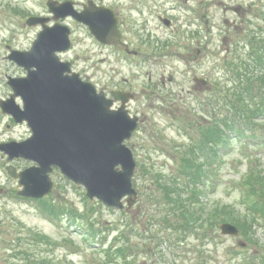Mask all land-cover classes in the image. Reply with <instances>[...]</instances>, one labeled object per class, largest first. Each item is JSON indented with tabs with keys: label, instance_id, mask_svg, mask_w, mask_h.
<instances>
[{
	"label": "rangeland",
	"instance_id": "1",
	"mask_svg": "<svg viewBox=\"0 0 264 264\" xmlns=\"http://www.w3.org/2000/svg\"><path fill=\"white\" fill-rule=\"evenodd\" d=\"M48 2L0 0V100L12 93L9 76L26 75L8 56L14 49H31L41 27L29 24L28 20L51 18ZM235 2L206 0L207 50L201 53L139 51L142 56L123 55L98 43L86 26L70 20L63 22L74 32L73 46L60 54L62 60L72 62L73 70L99 90L109 92L122 87L136 93L137 100L128 108L139 117V126L127 144L137 161L134 185L139 197L129 208L110 209L98 200L86 198L83 186L75 185L55 169L52 174L55 188L51 194L40 200L23 198L18 194L21 189L18 179L7 167L13 165L22 171L35 163L23 158L8 161L7 155L0 151V264H106V250L116 252L120 246L126 247L127 254L113 257L125 264H264V214L260 212L264 206V116L255 117L258 131L253 138L231 139L215 160L211 156L204 158L207 166L213 161L214 170L197 199L185 193L187 186L181 170L185 153L201 145V129L212 127L210 113H229L223 106L210 109L206 104L214 95L222 101L226 97L227 91L220 90L218 80L226 81L228 77L227 61L240 62L251 55L250 38L233 41L219 34V27L226 28L223 20L234 17L226 4ZM254 21L260 22L256 24L259 30L255 28V35L263 37V21ZM258 41L264 45L260 38L254 42L256 46ZM194 57L203 62L195 70ZM195 74L207 80L202 87H197ZM258 100L257 93L255 102ZM17 101L21 103L20 99ZM29 135L25 124L15 125L0 108V143L23 141ZM202 156L199 153L201 160ZM253 170L261 176L260 184L254 182ZM245 191L249 193L247 196ZM256 193L263 198L253 195ZM177 196L185 200L190 222L177 213V204L173 207L170 199ZM192 200L195 206H190ZM218 208L217 215L206 218ZM245 218L252 224L242 229L235 221ZM224 222L238 226L240 234H222L220 227ZM88 228L91 235L85 238Z\"/></svg>",
	"mask_w": 264,
	"mask_h": 264
},
{
	"label": "water",
	"instance_id": "2",
	"mask_svg": "<svg viewBox=\"0 0 264 264\" xmlns=\"http://www.w3.org/2000/svg\"><path fill=\"white\" fill-rule=\"evenodd\" d=\"M48 7L56 20L73 16L87 24L101 42L122 47L117 24L108 20L103 8L94 9L90 4L78 12L72 1L56 0H49ZM47 20L29 18V24L42 23L43 29L29 51L12 50L8 56L26 70L27 76H9L14 93L0 101L3 112L17 122L26 121L32 132L26 140L0 144L8 161L24 158L36 163L20 172L8 166L10 174L19 179V195L40 199L50 194L54 189L51 174L58 168L83 186L90 199L124 209V198H128L132 206L138 196L133 185L137 163L126 141L137 129L139 117L130 114L128 98L119 93L122 106L113 109V99L83 80L72 70L71 62L61 59L59 53L71 48L70 28L60 23L49 26ZM17 97H21L23 107ZM221 230L223 234L239 233L238 227L228 222Z\"/></svg>",
	"mask_w": 264,
	"mask_h": 264
},
{
	"label": "flooded vegetation",
	"instance_id": "3",
	"mask_svg": "<svg viewBox=\"0 0 264 264\" xmlns=\"http://www.w3.org/2000/svg\"><path fill=\"white\" fill-rule=\"evenodd\" d=\"M89 2L94 9L103 8L108 13V20L111 23L115 21L117 24L121 49L114 44L102 43L93 36L98 43L113 51H119L123 55L142 56L139 51H198L201 53L207 50V24L209 21L206 0H87V2L75 3L77 8L82 10L83 5ZM219 2H223V0H219ZM262 2V0L259 2L236 0L234 4H226L234 17L231 20L229 18L223 20L226 28L219 27L220 36L233 41L238 38H263L255 35L256 31H254L255 28L259 30L257 26L260 24L254 20L263 21L261 19L264 14ZM51 20L53 19L49 18L47 23L55 24V22L50 23ZM66 20H70L78 26H86L73 18L64 19V21ZM262 24L264 25V21ZM38 26L42 28V26ZM86 27L88 28V26ZM163 29L164 31H161ZM201 62V58L194 57L192 69L195 70L196 66L200 67L203 64ZM194 79L198 83L197 87L203 86V77L195 74ZM170 80H172V75H170ZM162 82L165 83L164 77ZM105 93L114 100L115 108L121 104V101L116 100L118 93L122 97L128 98V105L137 100L135 91L128 88H114L109 92L105 91ZM191 94H194V91ZM12 121L15 123L13 119ZM23 124L28 127L26 122ZM15 125L17 124L15 123ZM28 129L30 130L29 127Z\"/></svg>",
	"mask_w": 264,
	"mask_h": 264
},
{
	"label": "trees",
	"instance_id": "4",
	"mask_svg": "<svg viewBox=\"0 0 264 264\" xmlns=\"http://www.w3.org/2000/svg\"><path fill=\"white\" fill-rule=\"evenodd\" d=\"M249 53H251V55H249V59L245 56V58L240 60V62L227 61V66L230 70L228 80H224L219 84L220 90L223 89L224 91H227L225 94L226 97H224V100L222 101V98H218L214 95L207 103L210 109L223 106L229 110V113L219 114L211 112L210 118H212V127L206 126L201 129V145H197L198 149L197 147L189 149L188 153H185L184 158L181 159V170L185 176L184 180L187 186L185 193H187V196L191 195L193 199H197V197L202 193L203 187L208 186L207 178L210 175V171L214 170L212 167L213 161L208 164L209 166H207L204 158L206 159L211 156L215 160L218 152L226 148L231 139L233 141H237L240 139H249L250 137L253 138L255 133L258 131V128L254 125L257 123L255 117L260 115L264 116V51H249ZM259 83L262 85L260 86ZM257 93L259 94V100L255 102ZM220 94L223 95L222 93ZM210 111L211 110L208 112ZM234 133V136H236L235 139H233L234 136L232 137V134ZM199 153H201V155L203 154V160L200 159ZM224 155L225 154L222 156ZM211 157L210 159H212ZM252 175L254 182L256 180L257 183L260 184L258 179L261 180V176H258L254 170L252 171ZM247 178L248 177H246L245 180L246 185ZM244 188L247 190L246 186ZM174 190L176 189L173 188V191ZM173 191L172 189L170 190L172 196L174 193ZM247 194L249 193L245 191V196H247ZM253 195L259 194L256 193ZM259 196L261 199L263 198V196ZM186 199H188V197H186ZM170 201L172 202L173 207L177 204V213H181L184 220L186 222H190V212H187L186 208L188 207L187 204H185V200L182 197L177 196L173 200L170 199ZM256 204L258 206V203ZM195 205L196 203L192 200L190 202V206ZM256 209L258 211L259 207ZM212 212L213 213L208 215V217L206 215V218L212 217L215 214L217 215L219 208L214 209ZM260 212L264 214V206H261ZM235 222L242 229H247L252 224V222L246 220V218L242 221L239 220V222ZM88 240H90V238L86 239V241ZM106 251H108L106 254V264H125V262L120 263V261L118 263V260L114 259V257L120 255L125 256V254H127L126 247L120 246L116 252H113L111 249ZM17 253L18 252L15 251V254ZM22 253H20V255ZM28 259H30V256L25 258L24 261L27 263Z\"/></svg>",
	"mask_w": 264,
	"mask_h": 264
}]
</instances>
